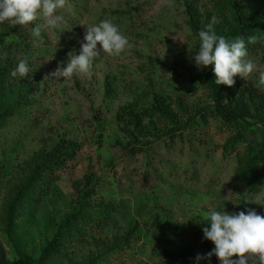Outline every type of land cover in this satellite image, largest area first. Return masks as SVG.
I'll list each match as a JSON object with an SVG mask.
<instances>
[{
  "label": "rangeland",
  "instance_id": "rangeland-1",
  "mask_svg": "<svg viewBox=\"0 0 264 264\" xmlns=\"http://www.w3.org/2000/svg\"><path fill=\"white\" fill-rule=\"evenodd\" d=\"M232 2L249 21L255 13L264 14V0ZM58 14L63 27L40 39L28 38L35 22L0 23V67L7 58L15 61L6 78L13 99L19 100V116L0 130V264L18 258L8 235L12 212L16 242L39 264H195L197 255L215 247L203 234L209 211L225 207L228 213L251 209L264 215V193L251 194L234 182L237 155L225 150L231 133L222 123L197 120L173 141L163 136L151 150L154 134L149 133L137 144L143 150L132 155L125 135L128 121L120 118L129 105L142 112L156 103L165 116L145 123L161 136L214 105L209 90L194 82L192 58L199 41L190 15L201 20L198 33L215 18L214 29L222 34L234 25L230 3L66 0ZM105 19L131 46L116 57L101 53L90 74L54 77L69 53L79 54L86 28ZM249 58L256 70L246 79L253 80L264 72V53ZM22 60L31 72L27 78L14 77ZM60 140L77 144L75 161L58 181L44 186L38 200L14 205L43 156ZM82 189L90 194V221L100 220L102 226H82L70 241H62L57 254L52 245L64 219L79 209ZM110 213L113 219L105 222ZM134 225L138 228L131 231ZM211 264L220 261L213 256Z\"/></svg>",
  "mask_w": 264,
  "mask_h": 264
},
{
  "label": "trees",
  "instance_id": "trees-1",
  "mask_svg": "<svg viewBox=\"0 0 264 264\" xmlns=\"http://www.w3.org/2000/svg\"><path fill=\"white\" fill-rule=\"evenodd\" d=\"M225 2L230 3L234 11L235 21L232 28L218 35L224 36L228 40H232L235 37H243L246 41L249 55L264 53V42L247 43L249 36L264 35V14L255 13L252 20L249 21L241 12L240 7L233 3L232 0H225ZM190 24L198 34L201 20L199 22L197 17L190 15ZM219 28L216 30L221 31ZM28 38L33 40L34 37L30 36ZM2 63L4 68L0 67V130L12 118L16 117L19 112V100L13 99L9 79L6 78V75L10 74L15 61L7 58ZM193 77L195 83L202 84L209 90L214 105L197 111L195 116L188 119L184 127L179 128L177 126L179 124L175 123L174 128H171L164 135L158 136L153 126L145 123L146 120L153 122V119L158 120L160 116H165L158 104L155 103L152 107L143 109L142 112H139V106L135 105H129L122 109L120 118L122 121L126 119L128 121L125 125V135L130 142L127 145L128 149L131 150L130 154L133 155L143 150L137 144L149 133L154 134V141L148 146L151 150L154 149L156 144L162 142L163 136L173 141V137L178 136L181 129H187L191 125L196 126L198 124L196 123L197 120L203 124L208 123L209 119L215 120L222 123L228 132L231 133L225 145V150L237 155L238 168L234 179L237 188L244 186L248 188L251 194L256 195L264 193V89L258 87V78L243 80L237 76L235 85L228 88L224 85L218 86L215 84V77L211 67L204 70L196 68ZM166 113L168 112L166 111ZM79 150L77 144L60 140L52 152L43 156L42 164L36 169L27 185L22 189L14 205L19 206L20 204L21 206L42 197L44 186L53 184L60 179L61 173L75 161L76 152ZM128 157H131V155ZM146 177L148 176L146 175ZM80 195L79 209L64 219L61 231L52 245V251L57 248L55 251L57 254L60 253L62 241H70L71 235L75 232L80 233L82 226V228L90 227L93 230L102 226V221L100 220L90 221L92 217L88 215L90 210H88L87 203V196H90V194L82 189ZM12 215L13 212L10 215L11 219L8 224V235L12 239L18 257L13 264H39L32 256L24 252L16 242ZM112 216L113 213H110L103 219L106 222L109 218L113 219ZM136 226H132L131 231L138 228ZM64 235L66 237L63 239Z\"/></svg>",
  "mask_w": 264,
  "mask_h": 264
},
{
  "label": "clouds",
  "instance_id": "clouds-1",
  "mask_svg": "<svg viewBox=\"0 0 264 264\" xmlns=\"http://www.w3.org/2000/svg\"><path fill=\"white\" fill-rule=\"evenodd\" d=\"M66 0H0V23L13 26H30L34 38H42L45 32L59 30L64 25V17L58 10L64 8ZM216 19L198 33V47L192 58L197 69L211 67L216 85L231 88L235 78L243 80L256 70L255 62L249 58L243 37L232 40L218 35L214 29ZM264 42V35H252L247 43ZM130 42L119 28L108 19L86 28L79 54L69 53L65 67H58L52 74L58 78H70L79 74H90L95 58L101 53L116 57L121 55ZM31 72L28 61L19 62L12 75L27 78ZM258 87L264 89V72L258 76ZM209 227L203 228L204 238L214 244V249L206 256L197 255L195 264L215 256L220 264H264V215L254 210L228 213L213 209L207 213ZM233 257L238 259L233 260Z\"/></svg>",
  "mask_w": 264,
  "mask_h": 264
}]
</instances>
